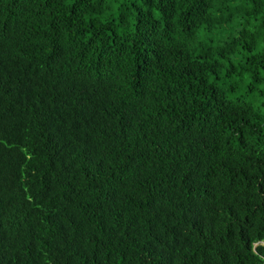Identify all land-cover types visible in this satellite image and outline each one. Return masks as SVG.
<instances>
[{"label": "trees", "instance_id": "16d2710c", "mask_svg": "<svg viewBox=\"0 0 264 264\" xmlns=\"http://www.w3.org/2000/svg\"><path fill=\"white\" fill-rule=\"evenodd\" d=\"M264 0H0V264H264Z\"/></svg>", "mask_w": 264, "mask_h": 264}, {"label": "rangeland", "instance_id": "374dc122", "mask_svg": "<svg viewBox=\"0 0 264 264\" xmlns=\"http://www.w3.org/2000/svg\"><path fill=\"white\" fill-rule=\"evenodd\" d=\"M264 245V244H263Z\"/></svg>", "mask_w": 264, "mask_h": 264}]
</instances>
